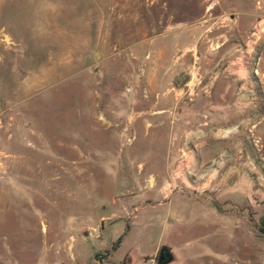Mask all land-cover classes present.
Wrapping results in <instances>:
<instances>
[{
  "label": "rangeland",
  "instance_id": "obj_1",
  "mask_svg": "<svg viewBox=\"0 0 264 264\" xmlns=\"http://www.w3.org/2000/svg\"><path fill=\"white\" fill-rule=\"evenodd\" d=\"M241 1L0 0V264H264V0Z\"/></svg>",
  "mask_w": 264,
  "mask_h": 264
},
{
  "label": "crops",
  "instance_id": "obj_2",
  "mask_svg": "<svg viewBox=\"0 0 264 264\" xmlns=\"http://www.w3.org/2000/svg\"><path fill=\"white\" fill-rule=\"evenodd\" d=\"M246 1L247 0H242L241 2L242 3H245L246 4ZM259 1V0H258ZM255 6V5H254ZM50 8V7H49ZM55 8V7H54ZM258 9L260 10V11H258ZM252 10H254L255 11V13H246V12H243L242 13V17H249V15L251 14L252 15V17H261V18H257V24H260V23H262V21H264V11L262 12V2H257V4H256V6L254 7V9L252 8ZM238 17H240V16H238ZM217 85H214V87H213V89H217V87H216ZM220 88V87H219ZM231 88V85L230 86H228V87H226V89H230ZM172 89H175V86H173L172 88H171V90ZM177 89H175V91H176ZM237 95H239V94H237ZM178 103H176L175 105H173V106H175V107H177L178 105H177ZM171 107H172V105H170ZM174 107V108H175ZM182 108V107H181ZM190 108V107H189ZM178 115L180 116V115H182V112H181V109H178ZM242 121H244V119H242ZM202 126L204 127V125L202 124ZM202 127V129L201 130H197V136H200V135H202V133H204V128ZM192 136H195V134H193V135H191L190 136V134H188L187 135V137H189V138H192ZM180 164V163H179ZM180 167H181V165H179ZM179 167V168H180ZM205 173H207L206 175H205ZM200 174H203V175H201V176H196L195 177V179L193 180L194 181V183L193 184H195V183H198L197 185L200 187V189L201 190H199V192H202V193H205L211 186H212V184L215 182V179H216V177H217V175H215L214 177L213 176H211L210 178L208 177V172H205L204 170H202V171H200L199 172V175ZM217 174V173H216ZM207 176V177H206ZM176 178H179V177H176ZM188 183V182H187ZM169 184V183H168ZM191 183H190V181H189V183H188V185H190ZM233 214V213H232ZM231 223V231H232V233H233V235H234V225H233V221H231L230 222ZM221 227H222V230H225V231H227V225H221ZM233 235H231V238L229 239V241H230V244H231V242H233ZM227 237V236H226ZM226 244H228L231 248H232V245H230L229 244V242H228V239L226 240ZM228 246H226L225 248H227ZM118 250V248H116L114 251H112L111 253H110V255L107 257V260H105L104 262H102V264H104V263H107V262H110V259H111V255H112V253H114V252H116ZM171 251V250H170ZM172 254V253H171ZM173 261V260H172ZM213 264H217V262L216 263H213ZM227 264V263H226Z\"/></svg>",
  "mask_w": 264,
  "mask_h": 264
},
{
  "label": "water",
  "instance_id": "obj_3",
  "mask_svg": "<svg viewBox=\"0 0 264 264\" xmlns=\"http://www.w3.org/2000/svg\"><path fill=\"white\" fill-rule=\"evenodd\" d=\"M162 251H163V253H166V254H163V255L159 258V260L157 261V264H168V263H170V262L173 260V256H172V254H171V252H170V249L164 247V248L162 249ZM164 251H166V252H164Z\"/></svg>",
  "mask_w": 264,
  "mask_h": 264
},
{
  "label": "flooded vegetation",
  "instance_id": "obj_4",
  "mask_svg": "<svg viewBox=\"0 0 264 264\" xmlns=\"http://www.w3.org/2000/svg\"><path fill=\"white\" fill-rule=\"evenodd\" d=\"M166 247V248H169L167 246H162L160 249H159V252H158V255H157V261L159 260V258L163 255V254H166V253H163L162 249ZM170 249V248H169ZM166 252V251H164ZM171 252V251H170Z\"/></svg>",
  "mask_w": 264,
  "mask_h": 264
},
{
  "label": "bare ground",
  "instance_id": "obj_5",
  "mask_svg": "<svg viewBox=\"0 0 264 264\" xmlns=\"http://www.w3.org/2000/svg\"><path fill=\"white\" fill-rule=\"evenodd\" d=\"M154 181H155V180H153V178H149V181H148V182H149V184H150L151 186H154Z\"/></svg>",
  "mask_w": 264,
  "mask_h": 264
},
{
  "label": "trees",
  "instance_id": "obj_6",
  "mask_svg": "<svg viewBox=\"0 0 264 264\" xmlns=\"http://www.w3.org/2000/svg\"><path fill=\"white\" fill-rule=\"evenodd\" d=\"M262 232H264V228L262 229Z\"/></svg>",
  "mask_w": 264,
  "mask_h": 264
}]
</instances>
